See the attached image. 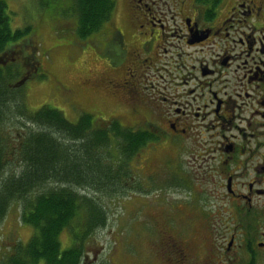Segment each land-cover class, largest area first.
<instances>
[{
    "label": "flooded vegetation",
    "instance_id": "1",
    "mask_svg": "<svg viewBox=\"0 0 264 264\" xmlns=\"http://www.w3.org/2000/svg\"><path fill=\"white\" fill-rule=\"evenodd\" d=\"M57 1L49 3V15L54 20L78 19L76 9L68 12L65 8V13L60 10L63 2L72 10L74 2ZM116 2V12L101 23L98 35L92 33L79 43L84 52L93 48L95 61L109 69L99 78H85L77 87H66L34 53L16 50L26 39L23 37L11 41L0 53V67L4 72L10 69L9 74L18 80L12 84L13 89L42 75L51 77L60 86L55 92L66 102L70 98L76 107L78 87L85 88L87 101V90H95L97 83L106 85L118 102L133 105L129 115L143 117L141 124L126 126L95 113L92 124L99 129L154 135L157 140L149 141L150 147L174 150L178 181L192 192L188 208L209 214L203 223L208 228L211 223L217 227L213 222L217 219L206 208L220 209L221 216L229 214L239 228L248 230L239 247L252 257L251 247L264 249V230H260L264 222V0ZM33 58L36 60L27 61L32 71H25L22 59ZM148 97L158 103L142 107L136 102ZM100 117L102 122L98 124L95 118ZM195 131L201 136L208 134L207 139L195 140ZM18 132L14 129L9 137L10 157L22 145ZM140 156L137 152L133 159ZM181 156L189 159L181 161ZM132 171L131 188L137 190L140 187ZM200 198L208 201L201 202ZM232 235L226 251L238 249ZM166 240L170 247L179 249L181 263L187 264L186 250L194 252L195 257L192 241L185 244L170 234ZM207 241L198 244L209 251L205 258L213 251Z\"/></svg>",
    "mask_w": 264,
    "mask_h": 264
},
{
    "label": "rangeland",
    "instance_id": "2",
    "mask_svg": "<svg viewBox=\"0 0 264 264\" xmlns=\"http://www.w3.org/2000/svg\"><path fill=\"white\" fill-rule=\"evenodd\" d=\"M4 1L8 6L12 31L30 27L23 36L26 39L20 41L16 50H22L27 55L34 53L44 62V68L48 69L52 76L63 80L66 87L72 89L79 86L85 78L94 80L96 77L99 78L103 71H109L101 61H95L93 48H88L87 52L89 51V53H87L79 44L85 40L80 37L78 32L79 19L75 18L74 21L65 18L54 20L53 16L46 14L45 7H48L49 3H53L54 0ZM57 2L60 4V1ZM65 4L66 2H63L64 7H60L64 13L66 12L65 8L68 12L76 9L75 4L72 5V10L69 5ZM116 4L117 2L114 0L112 13L116 12ZM98 32H100L99 29L92 33L98 35ZM30 57L33 56L30 55ZM34 59L36 60V58L22 59L25 71H32L31 65L27 61L32 62ZM17 81L13 79L12 83ZM59 87L51 77L38 75L36 78H31L26 86L21 85L16 88L21 89L26 106L30 111L35 112L48 104L61 110L72 123H77L79 117L87 113L91 115L92 119L94 117L92 113H95L105 119H115L126 126H135L145 121L141 116L131 117L129 113L132 111L129 107L133 105L129 102H118L116 100L118 98L104 84L97 83L94 86L95 90H87L89 96L87 101L85 88L78 87V92H76L78 107L70 103V98L66 102L55 92V89ZM136 102L142 107H150L149 102L158 103L150 97L145 100L139 99ZM146 110L149 111V109ZM115 115H122V117L114 118ZM95 120L98 124L102 122L101 117L95 118ZM5 129H9V125H6ZM197 132L195 131V140L204 141L207 139L208 134L201 136ZM147 135L149 138L145 146L139 150L142 156L136 160L131 159L127 163L129 170H135L132 173L136 174V185L140 187L139 189L131 188L132 178L130 176L132 174H129L116 192L110 189L99 193L87 192L105 207L108 221L104 228L98 230L85 243L82 264H179L181 263L178 255L179 249L168 245L166 240L168 234L182 239L185 244H190L192 241L196 245L195 257H193L194 252L185 251L187 264L193 263L191 262L193 260L198 264H248L253 256L251 257L243 247H239L248 230L239 228L229 214L225 213L221 216L218 213L221 212L220 209L211 210L208 208L206 211L217 219L213 221L217 222V227L214 228L212 223L209 228L205 227L203 224L206 221L204 214L207 213L192 212L188 208L192 192L186 186L182 188V184L178 181L176 153L170 149L155 148L154 145H151V148L148 145L149 141L157 139L154 135ZM110 144V151L109 149L106 151L109 154L111 152V155L116 154L115 139H111ZM14 155L15 153L11 156V161H14ZM180 158L181 161L185 159L184 156ZM114 159L117 160L118 157ZM188 159L189 157H186L184 161ZM10 167L16 168L13 164ZM200 201H208V198H200ZM17 208H12L0 225V254L7 253L19 242L26 244L34 233L32 226H28L20 220V211ZM86 208L88 209L87 206L84 209ZM87 216L88 213H86V218ZM83 224H87V221L85 220ZM248 224L251 222L249 221ZM260 227V230H264V222L263 225L260 224ZM232 234L236 236L238 249L236 250L234 247L230 251H226ZM65 236L69 237L68 234ZM70 239L69 237V243ZM204 239L208 240L207 242L213 249L208 258L205 257L209 251L207 249L203 251L198 245L201 241L204 242ZM64 243V247L69 246ZM242 249L245 251L244 254L241 253ZM256 249L258 253L255 257L256 264H264V249L257 247Z\"/></svg>",
    "mask_w": 264,
    "mask_h": 264
},
{
    "label": "trees",
    "instance_id": "3",
    "mask_svg": "<svg viewBox=\"0 0 264 264\" xmlns=\"http://www.w3.org/2000/svg\"><path fill=\"white\" fill-rule=\"evenodd\" d=\"M68 1L75 3L82 39L99 29L114 4V0ZM45 8L51 14L49 5ZM8 11L6 1L0 0V53L30 29L12 31ZM9 70L0 67V225L18 207L20 220L34 233L26 244L19 242L1 253L0 264H82L85 243L108 221L105 207L87 192L118 191L123 176L129 175L127 163L149 137L144 132L99 129L89 114L75 124L49 105L31 112L21 89L11 87L14 75ZM13 129L20 131L23 141L11 161L7 144ZM111 139L117 143L113 155L106 151ZM252 248L248 264H256L258 253Z\"/></svg>",
    "mask_w": 264,
    "mask_h": 264
}]
</instances>
